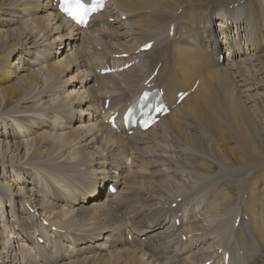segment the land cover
<instances>
[{"label": "bare ground", "instance_id": "1", "mask_svg": "<svg viewBox=\"0 0 264 264\" xmlns=\"http://www.w3.org/2000/svg\"><path fill=\"white\" fill-rule=\"evenodd\" d=\"M57 3L0 0V264H264V0H109L85 27ZM152 87L169 111L128 133ZM161 140L202 193L152 208ZM233 203L213 246L196 208L225 222Z\"/></svg>", "mask_w": 264, "mask_h": 264}, {"label": "rangeland", "instance_id": "2", "mask_svg": "<svg viewBox=\"0 0 264 264\" xmlns=\"http://www.w3.org/2000/svg\"><path fill=\"white\" fill-rule=\"evenodd\" d=\"M113 7H110V9H112ZM110 11V10H109ZM121 18H124V15H122L121 16ZM232 27H233V25H232ZM89 33V35H86V36H88V38L89 39H91L92 37V39H93V41L91 40V41H89L90 42V53H92L93 54V52L94 51H96L95 49H96V45H98V43H105V40H101L98 36H95V35H93L92 33H90V32H88ZM94 37H96L97 39H99V40H95V38ZM97 42V41H99V42H95V41ZM102 41V42H101ZM95 43V44H94ZM222 54H220V57H222L223 58V56L225 57V49L224 48H222ZM68 53H70V51L68 52ZM15 58H16V56L14 57V59L13 60H15ZM67 58L68 59H70V60H73V58H72V56H71V54H68V56H67ZM249 67V66H248ZM255 66L252 64H250V67L249 68H247L246 67V70L245 71H247L248 70V76H252V73L254 72L253 70L255 69L256 70V67L254 68ZM252 68V69H251ZM250 69V70H249ZM72 74L71 73H67V74H65V76H66V80H68V77H70ZM70 80H71V78H70ZM194 87V86H193ZM192 87V88H193ZM105 106H106V104H105ZM263 127H264V123H263ZM165 141H162L161 140V143L159 144V145H156V144H153L151 147L149 146V151H151V152H155L156 154L154 155V157H155V160H150V157L148 156V161H149V165L152 167V170L154 171L153 172V175H154V177H158V180H154L153 181V184L151 185V187L149 188V190H150V192H151V195L148 197V200H149V202L147 203V204H149V205H152L153 204V206L154 207H152V208H160L161 207V205H164V204H167V203H170V202H172L173 201V198L174 199H176L177 197H179V196H183V195H188V196H192L193 194H191V193H194L193 192V190L194 189H197L198 191H197V193H202V190L200 189L201 188V186H202V180L199 178L198 180H194L191 176H190V174H194L193 172H192V170H193V168L192 167H190V166H187V165H184V164H182V162L180 161V158H179V156L176 154V153H174L175 151H174V149L171 147V145L169 144V143H166ZM151 144V143H150ZM155 145V146H154ZM166 145V146H165ZM168 149H167V148ZM170 148V149H169ZM172 148V149H171ZM163 150V151H162ZM169 150V151H168ZM171 150V151H170ZM168 152V153H167ZM173 152V155L171 154ZM158 153V154H157ZM168 154V155H167ZM176 157H175V156ZM159 159H161V160H159ZM164 159V160H163ZM179 159V160H178ZM162 160H163V162H162ZM157 161V162H156ZM169 161V162H168ZM165 162V163H164ZM167 162V163H166ZM163 164V165H166V169L165 168H159V170H157V169H154L155 168V166L156 165H158V164ZM170 163V164H169ZM155 164V165H154ZM170 165V166H169ZM172 165V166H171ZM173 165H175V166H173ZM177 165H178V167H177ZM182 166V167H181ZM168 167V168H167ZM177 167V168H176ZM174 168V169H173ZM179 168V169H178ZM183 168L185 169V170H183ZM190 168V169H189ZM165 169V170H164ZM167 169H169V170H167ZM172 169H173V171H172ZM175 169H176V171H175ZM161 170V171H160ZM183 170V171H182ZM187 170V171H186ZM189 170V171H188ZM165 171H166V173L167 172H169V171H171L170 173H167V175L169 176H165ZM156 172V173H155ZM163 172V173H162ZM177 172V173H176ZM179 173V174H178ZM180 173H182V174H184V176L182 175V174H180ZM188 173V174H187ZM133 174V173H132ZM171 174V175H170ZM176 174H178V175H176ZM187 174V175H186ZM158 175V176H157ZM162 175H163V177H162ZM180 175H181V177H180ZM26 176H28V174L26 175ZM133 176V175H132ZM173 177V178H172ZM188 177V178H187ZM164 178V179H163ZM170 178H171V180H170ZM135 179V178H134ZM161 179V180H160ZM176 180H178V182H179V180H180V182L178 183ZM175 181V182H174ZM181 181H182V183H181ZM190 182V183H188V182ZM195 181V182H194ZM161 182H162V184H161ZM168 184H167V183ZM169 182H170V185L172 186H170L169 185ZM173 182V183H172ZM177 182V185H175V183ZM201 182V183H200ZM187 185H185V184ZM191 183H193V184H191ZM158 184V185H157ZM190 184V185H189ZM195 184V185H194ZM200 184H201V186H200ZM109 186L110 185H107V187L106 186H104L103 187V189H102V192H105L106 190H108L109 189ZM168 186H169V188H168ZM176 186V187H175ZM159 187H161V188H159ZM182 188V189H181ZM188 188V189H187ZM193 188V189H192ZM163 189V190H162ZM166 189H169L168 191H166ZM176 190V191H174V190ZM180 189V190H179ZM171 190V191H170ZM173 190V191H172ZM185 190V191H184ZM110 191V190H109ZM114 191V190H113ZM113 191H110V193H112ZM164 191V192H163ZM189 193H188V192ZM160 192H162V193H160ZM169 193V194H168ZM173 193H176L175 195H173ZM180 193H183V194H180ZM163 194V195H162ZM153 195H156V196H154V198H152L153 197ZM165 195V196H164ZM169 195H171V197H169ZM173 197V198H172ZM153 199V200H152ZM168 199V200H167ZM171 199V200H170ZM170 200V201H169ZM97 200H95L94 202H96ZM131 202V201H130ZM140 202V203H139ZM159 202V203H158ZM131 203H134L133 205L134 206H137V207H134L133 205H131V207L130 208H133L132 209V211H134V210H136V211H134V213H139V211H141L142 210V208H143V206H145V205H143L142 206V201L140 200V199H137V200H134V201H132ZM137 203H139V204H137ZM159 205H158V204ZM141 204V205H140ZM98 206V205H97ZM133 206V207H132ZM140 206V207H139ZM7 207V206H6ZM142 207V208H141ZM135 208V209H134ZM203 207H201V208H196L197 209V211H199V212H197L196 211V209H195V213L196 214H198V215H196V221H199L200 222V225L202 226H204V228L205 229H207L208 228V230H210V228L211 229H213V227H221L224 223L226 224L227 222V220H228V217H230L231 215L230 214H232L231 212L233 211V209H235V211H236V205L233 203L232 205H231V210H228L225 214H224V216H223V218H224V220H225V222H223L222 221V217L221 216H219L220 217V219H221V221H220V219H218L219 217H208L207 218V216L206 215H208V213L206 212L207 211V209L204 207L203 209H202ZM138 209V210H137ZM204 209H206V210H204ZM7 210H9V208H6V211ZM101 210V208L99 209V211ZM204 210V211H203ZM152 211V210H151ZM150 211V212H151ZM204 213H205V215H204ZM228 213H229V215H228ZM201 215H202V217L203 216H206V219L207 220H204L205 219V217H204V219L202 220V219H200L199 217H201ZM226 215H228L226 218H225V216ZM146 216V215H145ZM209 216V215H208ZM201 217V218H202ZM118 219H120V220H124V215H123V212L122 213H120V212H118V217H117ZM199 218V219H198ZM212 219H217L218 220V222L221 224H219L218 222L214 225L213 224V221L214 220H212ZM208 220H212V222H211V224L210 225H212V226H208ZM216 220V221H217ZM203 221V222H202ZM205 221L207 222V223H205ZM216 221H214V223L216 222ZM204 223V224H203ZM223 223V224H222ZM218 224V225H217ZM224 224V225H225ZM202 226V227H203ZM207 226V227H206ZM204 231H207V230H204ZM212 232V238H210V241H211V243H212V245L213 246H215L217 243V240H215L213 237H215V235H216V231L213 229V230H211ZM214 232H216V233H214ZM210 233V234H211ZM217 234H220V233H217ZM222 236H223V239H225V236H224V233L222 234ZM222 238V237H221ZM209 241V240H208ZM215 241V242H214ZM23 242V241H22ZM151 242V241H150ZM148 243H149V241H148ZM176 247H177V245H175ZM206 247L205 248H207V244L205 245ZM178 248V247H177ZM213 248H215V247H213ZM196 250H199V249H196ZM214 251H215V249L213 250V251H211V249L209 248V250L207 249V253H209V254H211L212 253V255L214 254ZM219 255H221V253H219V250H218V252H217ZM192 255H189L188 257L189 258H187V257H184V258H182V259H180L179 261H177V263H180V261H181V263H182V261H183V264H191L192 262H193V264L195 263V264H197V261L199 260V259H201V258H204V256H205V258H204V260H206V258L207 257H209L207 254H205V253H202V255L201 254H193V253H191ZM193 255H196V257L195 256H193ZM204 255V256H203ZM211 255V256H212ZM193 257V258H192ZM161 260V259H160ZM188 260V261H187ZM191 260H192V262H191ZM162 261H166V262H168V260L165 258V257H162ZM186 261V262H185Z\"/></svg>", "mask_w": 264, "mask_h": 264}, {"label": "snow or ice", "instance_id": "3", "mask_svg": "<svg viewBox=\"0 0 264 264\" xmlns=\"http://www.w3.org/2000/svg\"><path fill=\"white\" fill-rule=\"evenodd\" d=\"M98 6L99 0H92L91 6L84 0H61V10L80 24L86 23L88 16L95 12Z\"/></svg>", "mask_w": 264, "mask_h": 264}]
</instances>
